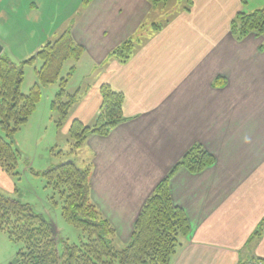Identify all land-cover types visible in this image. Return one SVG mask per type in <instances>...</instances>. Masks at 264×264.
Returning a JSON list of instances; mask_svg holds the SVG:
<instances>
[{
  "label": "crops",
  "instance_id": "obj_1",
  "mask_svg": "<svg viewBox=\"0 0 264 264\" xmlns=\"http://www.w3.org/2000/svg\"><path fill=\"white\" fill-rule=\"evenodd\" d=\"M249 1L191 0L188 10H168L149 0H90L71 17V34L84 51L71 63L70 79L83 61L86 68L73 84L79 98L63 133L73 119L93 123L103 83L123 94L128 118L107 135H89L78 150L91 165L90 197L113 226L116 247L129 241L157 183L198 143L215 160L198 173L179 168L169 179L172 202L189 222L169 264L264 258V223L255 233L264 221V36L249 33L238 41L230 32L238 11L264 6ZM48 2L0 0L2 53L9 57L22 27L38 21L43 30L41 18L53 13ZM153 22L165 24L154 31ZM143 23L149 29L127 62L109 56ZM47 38L38 37L36 48Z\"/></svg>",
  "mask_w": 264,
  "mask_h": 264
},
{
  "label": "trees",
  "instance_id": "obj_2",
  "mask_svg": "<svg viewBox=\"0 0 264 264\" xmlns=\"http://www.w3.org/2000/svg\"><path fill=\"white\" fill-rule=\"evenodd\" d=\"M88 2L90 0H82L83 4ZM149 2L151 6H166L168 10L181 6V9L188 10L191 0ZM172 14H168L165 23ZM165 23L153 22L150 28L158 31ZM148 29L146 23L141 24L133 35L115 46L109 56L120 63L127 62ZM230 32L238 41L249 33L264 36V6L238 11L231 19ZM259 49H264V43ZM83 51V46L74 40L71 27H67L41 44L35 54L20 62L0 54V168L6 173L18 174L19 152L14 147L13 138L35 110L43 87L57 84L58 89L50 102L52 118L57 127L67 122L70 109L79 98V89H68L74 66H70L65 74L62 70L66 61H77ZM35 59L41 61L36 70L37 81L23 93V65ZM100 94L101 103L93 123L71 120L65 160L38 172L46 180V185L58 195L64 219L82 231L83 239L78 243L63 239L56 241L50 221L35 212L27 202L0 192V231L5 232L12 242L20 244L8 264H169L188 235L187 216L181 207L172 202L169 179L179 168L198 173L214 163V156L198 143L183 153L146 198L135 219L129 241L120 248L114 245L115 230L90 197L91 165L88 163L80 167L70 157L77 153L89 135H107L116 125L128 119L123 115L121 92L103 83ZM58 154L64 153L60 150ZM263 223L257 226L256 234L261 232ZM58 243L62 246L60 251ZM253 261L264 264V258L257 256L241 260L238 264Z\"/></svg>",
  "mask_w": 264,
  "mask_h": 264
},
{
  "label": "rangeland",
  "instance_id": "obj_3",
  "mask_svg": "<svg viewBox=\"0 0 264 264\" xmlns=\"http://www.w3.org/2000/svg\"><path fill=\"white\" fill-rule=\"evenodd\" d=\"M48 5L51 6L53 13L47 18V15L41 18L40 27L38 29V21L33 24V27H22L21 36L15 43H11V50H8L9 57L20 62L26 57H30L36 53L38 37L50 39L55 33H60L62 30L70 27V20L75 10L80 8L82 0H48ZM255 4L258 0H250ZM67 8V11H66ZM66 11V12H65ZM67 19L59 20L61 17ZM57 20H59L57 22ZM20 22V21H19ZM37 23V24H36ZM21 27V26H20ZM13 38V36H12ZM2 54H5L4 52ZM6 55V54H5ZM22 57V58H21ZM21 58V59H18ZM39 59H35L32 63L23 65L24 78L21 84V90L26 93L29 88L37 81L36 70L39 67ZM72 60L64 63L62 74H65L71 66ZM80 64V63H79ZM86 65L84 61L77 67V73L68 85L70 91L74 90L73 84L79 80V77L84 76ZM78 83V82H77ZM57 84H51L43 87L41 97L31 113L26 123H24L19 131L14 135V147L18 150L17 175H10L3 171L0 172V192L20 199L23 202L30 204L32 209L42 214L50 221L54 228V236L56 241L59 239L67 240L69 243H78L83 239L81 230L68 223L61 213V204L59 197L53 190L46 185V180L38 174L55 164L64 161L66 158L65 152L69 149L68 135L63 133L62 127H57L53 121V112L50 109V102L55 92ZM64 154H58V151ZM72 157L78 165L85 166L86 163L81 151H76ZM59 242V241H58ZM20 244L12 242L7 234L0 231V264H8L12 260L19 249ZM61 243L57 244L58 251L61 250Z\"/></svg>",
  "mask_w": 264,
  "mask_h": 264
},
{
  "label": "water",
  "instance_id": "obj_4",
  "mask_svg": "<svg viewBox=\"0 0 264 264\" xmlns=\"http://www.w3.org/2000/svg\"><path fill=\"white\" fill-rule=\"evenodd\" d=\"M2 50H3V46L0 43V54L2 53ZM51 231H52V233L54 232L53 227H51Z\"/></svg>",
  "mask_w": 264,
  "mask_h": 264
},
{
  "label": "built area",
  "instance_id": "obj_5",
  "mask_svg": "<svg viewBox=\"0 0 264 264\" xmlns=\"http://www.w3.org/2000/svg\"><path fill=\"white\" fill-rule=\"evenodd\" d=\"M250 264H261V262L260 261H253Z\"/></svg>",
  "mask_w": 264,
  "mask_h": 264
}]
</instances>
